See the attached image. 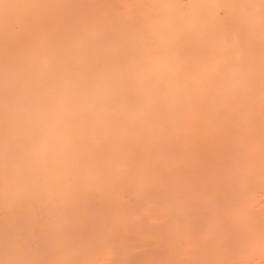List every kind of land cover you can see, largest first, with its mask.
I'll list each match as a JSON object with an SVG mask.
<instances>
[{
    "label": "bare ground",
    "instance_id": "6f19581e",
    "mask_svg": "<svg viewBox=\"0 0 264 264\" xmlns=\"http://www.w3.org/2000/svg\"><path fill=\"white\" fill-rule=\"evenodd\" d=\"M114 1L0 0V264H132L125 246L83 233L102 226L91 209L120 207L126 188L144 209L149 182L163 195L186 174L212 180L216 146L239 158L218 189L221 210L235 205L217 212L219 245L228 253L242 228L264 238V0ZM211 56L222 62L203 71ZM239 233L235 245L254 239Z\"/></svg>",
    "mask_w": 264,
    "mask_h": 264
},
{
    "label": "rangeland",
    "instance_id": "374dc122",
    "mask_svg": "<svg viewBox=\"0 0 264 264\" xmlns=\"http://www.w3.org/2000/svg\"><path fill=\"white\" fill-rule=\"evenodd\" d=\"M115 1L113 2V4L118 3L120 5L119 1L118 2L117 0ZM113 6H115V4ZM116 8L118 9V7ZM261 118H262L261 120L262 122H261L260 129H262L264 126L263 116H261ZM222 120H223V117H219V115L215 116V119L213 121L215 129H218V127H220L224 123ZM227 120H230L229 123L231 124L234 122L235 123L234 125H236V122H240L238 120L236 121L235 117L232 118L229 116L227 117ZM235 135H236V129L234 126V129L230 131L229 133L228 143L231 142V139L234 138ZM241 139L242 138L240 137L239 141L244 143L242 141L244 139L242 140ZM221 148L216 146L214 147V150H212L210 153L207 152L204 155V157L207 156L208 159L210 160L212 158H218L219 155L225 156L224 158L225 162L223 163V165H221L220 167L218 165H215L212 167L214 168V175L211 176L213 177L212 180H210L211 178H209V175H208L209 180L208 179L206 180V178H204L203 181L200 180V184H197L196 182H194L197 179L193 177L195 180L192 181V179H190L191 175H189V179H187L188 175L186 174L184 175V178H186L184 181L183 180L180 181L178 179L179 182L178 181L177 182L180 185H179V188L177 186L178 189L175 194H163V195L154 194L153 192L156 189V183L149 182L148 184L142 187V195H145V197L151 196V200L149 204L144 209L140 208L142 201H143L141 196L140 195L138 196L136 194L129 192V189L126 188V190L122 192L125 203H123L120 207H117V206L114 207V205H110L111 208L113 209H110V206H108V208L106 207V209H110L109 212L106 210V213L108 214L104 212L105 209H103V212H100L101 208L97 209L96 211L97 214L99 213L102 216V218L101 216L99 217L97 214H94L96 212L92 211L91 209L90 212L93 214L90 213L89 218L92 217V222H95V221L97 222L98 220L102 226H100L99 229L97 230L96 226H99L100 224L96 223L98 225L94 226L95 228L92 229L91 227H93V224L89 222V227L86 228L83 233L91 235L90 237L91 239H93L94 236L95 238L98 237L99 239H102L103 237L104 238L110 237L109 239L106 238L107 240H105V244L106 243L107 244H113V243L117 244L118 242L121 245L125 246L124 247L126 248L125 255L127 256L128 261H133V263L135 262L138 263L140 261L141 263L139 264H214V262H220L221 259L227 262L229 261L232 262V260L235 261L238 258L242 257L240 258L241 260L246 258L245 261H247V259H250L248 260L249 262L247 261L245 263L264 264V254H262L264 252V248L261 249L262 244L264 243V242L262 243L261 240H264V238H261V237L254 238V237H257V234L260 233L262 230L260 227H257L258 225H256V227L260 229L258 230L260 232H255L254 236L252 235L249 229L248 230L246 228L240 229L238 228V226H234V227H237V229H240V231H235L236 233L233 231L235 236L227 234L228 236H226V241L228 240V242H230L229 240L233 239V242L232 241L230 242L231 244L234 243L232 246H234L235 243L238 244L237 240L241 239V241H245V239L242 238L244 235L242 236L240 233H239V237L237 235L238 232H241V231L243 233L253 236L252 238L250 236V238L251 239L254 238L253 240L257 242L256 243L252 240V242L250 243V239H247L246 243L250 245V246L248 245L249 249H246L247 246H244L246 245V243H243V242L239 243V245H235L236 247H232L231 244H230L231 246L230 247L227 243H225V246L227 245L228 247H230L228 250H230L231 253H235V254L229 253L230 251L228 250H227L228 253H226L225 249L227 248L224 247V244L219 245L220 242H219V239H217L218 238L217 234L209 235L208 231H206V228L209 227L208 224L210 220L213 217H215L216 219L218 218L219 215L217 212L221 213V215L223 216L221 209L223 206L224 197H223V194L218 192V189L221 190L222 187H226L228 185L233 186L235 184L234 182L235 173L233 175L231 166H233L237 161H239V158H237L236 154L232 152H230L228 156L226 157L227 154L224 155ZM227 166L228 168L226 170ZM204 169H206V167H204ZM182 182H184L183 185H181ZM201 184L202 186L199 190L198 185H201ZM210 185L212 187H210ZM205 187H208L207 189L208 191L206 190ZM196 188H197V191H196ZM231 196L235 197V193L232 192L227 198H231ZM260 207L264 208V201L262 202V204H260ZM96 208L98 207H95V209ZM159 208H162L161 212L157 211ZM163 208H166L167 210L164 212L162 211ZM225 208H226V204H225ZM228 212H229V215L232 213H235L234 202L230 206ZM262 212L264 213V209ZM101 213H105V214H101ZM111 213H114V214L110 215ZM119 213L122 216H119ZM248 215L250 216L247 217L245 215L244 217H242V219L246 221L251 218L253 219L251 214L248 213ZM195 216L199 217L201 221H204V225L199 226L197 238L193 237L195 234L192 235V232L194 231V227H192V222ZM95 217L97 220L95 219ZM116 217L118 218V220L124 219L125 222H120L119 220L120 223H118V221H116ZM123 217H126V218H123ZM233 219L235 221V217ZM242 219H240L239 222H241ZM238 220L239 219H237V221ZM234 221H231V222H234ZM102 222H104V224ZM239 222H237V224H234V225H238ZM105 223L108 224L107 227L109 228H111L110 226L113 225L114 226L113 228L117 229L116 231L122 230L120 232L121 234H119V232H115L114 236H110L112 235L113 231L109 232L108 229L105 230L106 229ZM121 223H124V224H121ZM248 223L249 221H247V224ZM183 224L186 225L185 231L182 230L185 227ZM256 224H258V222H256ZM170 225H173V226H170ZM180 225H183V226H180ZM188 225L190 227H188ZM259 225H262V224H259ZM178 226L181 227V230H180V227ZM246 226L248 227V225ZM250 226H254V223H252V225ZM256 227H253V228H256ZM113 228H111V230H114ZM100 229L103 231H100ZM91 231H93L94 235H92ZM101 233H103L102 234L103 237H101ZM149 234L152 235V237L149 240L145 239V237L149 236ZM88 235L84 236L83 234L84 236L83 238L90 240V238H88ZM260 236L263 237V235L261 234ZM116 237L119 239H115ZM245 238H249V237H245ZM259 238L261 240H256ZM215 243H217L216 246H212ZM241 244H243L242 248L240 247ZM69 245H73V244H69ZM239 248H241V250ZM247 250H251V251H247ZM238 251L239 253L237 254ZM236 254L239 257H236L237 256ZM232 255H234L232 257L233 259L231 258ZM219 258L221 259L219 260ZM228 259H231V260H228ZM240 259H238L236 263L232 262V264H245V263H242L243 260L241 261V263H239L238 261H240ZM221 262L223 264L227 263L223 261ZM96 264H99V263H96Z\"/></svg>",
    "mask_w": 264,
    "mask_h": 264
},
{
    "label": "snow or ice",
    "instance_id": "6c2138e0",
    "mask_svg": "<svg viewBox=\"0 0 264 264\" xmlns=\"http://www.w3.org/2000/svg\"><path fill=\"white\" fill-rule=\"evenodd\" d=\"M222 44L227 47L228 44H229V40L227 37H225L223 40H222ZM222 61H218L217 58L215 56H211L209 59H207L206 61H204L203 63L200 64V68L203 70V71H207V72H215L217 67H218V64L221 63ZM223 212H228L229 209L225 208L222 210ZM218 227H219V223H218V220L213 217L211 220H210V223H209V228H208V234L209 235H212L214 234L217 230H218ZM214 264H222V262H214Z\"/></svg>",
    "mask_w": 264,
    "mask_h": 264
}]
</instances>
